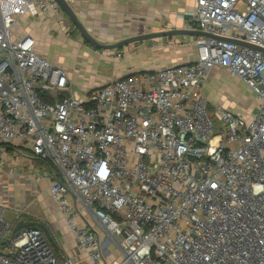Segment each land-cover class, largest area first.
Returning <instances> with one entry per match:
<instances>
[{
	"label": "built area",
	"instance_id": "1",
	"mask_svg": "<svg viewBox=\"0 0 264 264\" xmlns=\"http://www.w3.org/2000/svg\"><path fill=\"white\" fill-rule=\"evenodd\" d=\"M61 10L0 0V152L19 142L57 171L51 196L91 264H264V52L239 43L264 49V0H196L189 29L215 37H197L194 62L83 96H68L67 73L16 29ZM215 67L256 95L248 116L210 107ZM17 224L0 205V264H74L41 228Z\"/></svg>",
	"mask_w": 264,
	"mask_h": 264
},
{
	"label": "crops",
	"instance_id": "2",
	"mask_svg": "<svg viewBox=\"0 0 264 264\" xmlns=\"http://www.w3.org/2000/svg\"><path fill=\"white\" fill-rule=\"evenodd\" d=\"M195 6L196 0H87L78 3L75 11L96 38L116 42L149 32L189 29L186 14ZM30 25L26 31L35 38L36 51L67 73L71 85L67 94L71 95L83 96L115 79L184 65L197 59L195 41L199 36L176 35L156 38L151 43L145 40L119 49L97 50L71 39L69 25L62 28L55 18L37 17L30 20ZM202 91L210 107L219 103L245 116L258 103L254 93L248 99L245 94H238L237 91L248 92V87L220 67L212 70ZM234 96V100L231 99ZM0 156L15 170L13 175L0 173V205L6 207L8 220L13 224L20 221L43 224L59 260L70 257L74 264H91L78 248L75 235L51 196L50 186L57 171L19 142L2 146ZM23 196L27 199L20 202L18 199ZM28 207L32 214L26 212ZM84 224L83 220L80 225ZM100 236L104 238L102 232ZM107 245L112 250L111 255L118 256L113 246Z\"/></svg>",
	"mask_w": 264,
	"mask_h": 264
},
{
	"label": "water",
	"instance_id": "3",
	"mask_svg": "<svg viewBox=\"0 0 264 264\" xmlns=\"http://www.w3.org/2000/svg\"><path fill=\"white\" fill-rule=\"evenodd\" d=\"M57 1L60 3L62 10L67 15L69 21L74 25L75 29L79 31L84 41L97 50L119 49L124 46L133 44L135 42H140V41H145V40L151 43V41L156 38L172 37L176 35L215 37L213 34H209L203 31L184 28V29H169V30L149 32V33H144V34H139V35H133V36L123 38L116 42H103L92 34V32L87 28L83 20L78 16L77 12L65 0H57ZM239 43L249 46V47L257 48L264 52V49L254 46L253 44H248L245 42H239ZM141 72H148V71H141ZM68 96H70V94H68ZM35 225L41 228L44 231L45 235L50 239V234L48 230L46 229V227L43 224L36 223V222L20 221L15 226L13 232L18 231L20 228L30 227V226H35Z\"/></svg>",
	"mask_w": 264,
	"mask_h": 264
},
{
	"label": "rangeland",
	"instance_id": "4",
	"mask_svg": "<svg viewBox=\"0 0 264 264\" xmlns=\"http://www.w3.org/2000/svg\"><path fill=\"white\" fill-rule=\"evenodd\" d=\"M57 18H58L57 21H62L64 26L69 25V30H68V31L70 32L69 37H70L71 39H73L74 41L77 40V41L81 42V43H82L83 45H85V46H89V44L86 43V42L84 41V39H83V37L81 36V34L79 33V31H78L77 29H75L74 25L69 21L67 15L65 14V12H64L63 10L60 11L59 16H58ZM29 26H31V25L29 24ZM29 26H28V27H29ZM26 28H27V25L24 24L23 22H19L18 24H16V29H18V30H24V29H26ZM29 28H30V27H29ZM136 44H137V43H136ZM60 51H61V50H60ZM237 92H238V94H240V95L245 94L244 96H246L247 99L250 98L251 95H253L252 92H251V90H249V89H248V92H241V91H237ZM235 97H236V96H234V97L231 98V99L234 100ZM244 98H245V97H244ZM240 99H241V98H240ZM218 104H219V103H218ZM257 105H258V103H257ZM209 114H210V117L212 118V120H213V122H214V125H215V131L218 132L219 129H220L221 123H222V122H221V118H220V116H219L216 112H214L211 108H209ZM1 161H2V165H1V167H0V173H1V174L4 173V174H6V175H8V174L13 175L15 170H14L13 168H11V167L8 165V162L4 163V160H3L2 157H1ZM6 175H5V176H6ZM25 194H26V193H25ZM26 195H27V194H26ZM26 199H27V197H26ZM26 199H25L24 196H23V197H21V199H18V200H19L20 202H22L23 200L25 201ZM18 204H19V202L16 203V205H18ZM25 210H26L27 213L32 214V211L30 210L29 207H28V208H25ZM42 222H44V221L42 220ZM48 232H49V231H48ZM10 233H11V232H8V233H7V236H9ZM55 237H56V236H55ZM106 237H107V235H106V233H104V238H106Z\"/></svg>",
	"mask_w": 264,
	"mask_h": 264
}]
</instances>
